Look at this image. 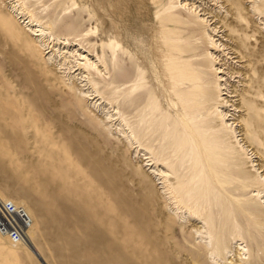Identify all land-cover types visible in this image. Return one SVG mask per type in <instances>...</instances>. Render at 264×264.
<instances>
[{
    "label": "rangeland",
    "instance_id": "374dc122",
    "mask_svg": "<svg viewBox=\"0 0 264 264\" xmlns=\"http://www.w3.org/2000/svg\"><path fill=\"white\" fill-rule=\"evenodd\" d=\"M187 1L0 0V264H264V0Z\"/></svg>",
    "mask_w": 264,
    "mask_h": 264
},
{
    "label": "bare ground",
    "instance_id": "6f19581e",
    "mask_svg": "<svg viewBox=\"0 0 264 264\" xmlns=\"http://www.w3.org/2000/svg\"><path fill=\"white\" fill-rule=\"evenodd\" d=\"M128 1V0H127ZM185 1V8H187V10H189L190 12H193L194 14L197 12V9H198V7H195V4L194 3H189L187 0H184ZM216 2H217V0H215ZM232 1V0H231ZM259 0H251V3H252V7H253V10L254 11H256V13L257 12H259V10H260V7L258 6V4H260L259 2H258ZM261 1V0H260ZM227 2V1H226ZM229 2V1H228ZM227 2V3H228ZM181 5H183V3L181 4ZM103 9V8H102ZM21 10V9H20ZM19 9H17L15 6H12L11 8H10V10H9V12L8 13H4L3 15V19H2V17H1V19H2V22L4 23V25L6 26V28H8L9 29V27H13L14 28V30L17 32V33H19V34H23V33H20L21 32V29L19 28V24L20 25H23L25 28H26V31L28 32V33H30L32 36H35V37H40L41 35L38 33L39 32V30H36V29H33L32 28V20H31V18L30 19H27V18H24V16L19 12L20 11ZM248 10V9H247ZM105 11V10H104ZM231 11H233V10H231ZM189 12V13H190ZM250 12V11H249ZM252 12V11H251ZM260 13V12H259ZM191 14V13H190ZM231 14V13H230ZM250 14V13H249ZM11 16L12 17V19H9V17ZM232 16L234 17V16H236V15H233L232 14ZM251 16V15H250ZM262 16V15H261ZM260 17V16H259ZM232 18V17H231ZM0 19V20H1ZM259 19V18H258ZM203 21H205L206 23L208 22V20L206 21L205 19H203ZM234 22V21H233ZM232 22V23H233ZM32 23V24H31ZM263 23H264V21H263ZM1 25L3 26V24L1 23ZM7 26H9V27H7ZM21 27V26H20ZM11 30H13V29H11ZM13 30V31H14ZM214 32H217V30H216V28H213L212 29ZM255 30V29H254ZM260 30V29H259ZM22 32H24L23 30H22ZM257 32V31H256ZM260 32H262L261 30H260ZM260 32H258V33H260ZM15 33V32H14ZM24 35V34H23ZM22 35V36H23ZM25 36V35H24ZM24 36H23V38H24ZM26 36H28V35H26ZM211 38V37H210ZM260 38V37H259ZM263 39V38H262ZM23 40V39H22ZM26 40H29V39H27L26 38ZM31 40V39H30ZM29 40V41H30ZM28 41V42H29ZM34 43V42H33ZM211 44L212 45H214L216 48H220V47H222L223 45L221 44V43H219V40H217L216 42H214L213 41V39H212V42H211ZM260 44H262V42H260ZM32 45V44H31ZM263 47V46H262ZM116 48V47H115ZM76 51V50H75ZM77 52V51H76ZM114 52V51H113ZM223 52H225V51H223ZM222 52V53H223ZM237 53V52H236ZM73 54H74V52H73ZM114 54V53H113ZM235 54V53H234ZM233 54H231V56H232ZM81 56V55H80ZM212 56V59H213V61L214 62H216L217 64H221L220 62L221 61H223V59H221V55H211ZM226 56V59L228 60V61H231V60H233V59H235V58H232L231 56H230V52L229 53H227V55H225ZM86 57V56H85ZM229 57V58H228ZM237 58V57H236ZM227 61V62H228ZM232 64V63H231ZM80 65V64H79ZM224 65H226L225 63L223 64H221L220 65V67H218V68H216V70H215V73L217 74V76L219 75V74H226V72H224V69L222 68ZM89 66H91V67H88V69H87V67H84V68H86L87 70H88V72H90V74H89V76L92 74V75H96L97 77H98V75H100V76H102V72H101V70L99 69V67H98V65L97 64H95V62H92ZM234 70V69H233ZM180 71V70H179ZM181 72V71H180ZM184 73V72H183ZM88 74V73H87ZM189 75V74H188ZM227 75H228V73H227ZM184 77H186V76H184ZM191 76H189V78H190ZM187 78V80H188V77H186ZM196 78V77H195ZM190 80V79H189ZM195 80H199L198 78L197 79H195ZM219 82L220 83H222V82H226V84H218V86H219V89L217 88V87H215V89H218V91H219V93L221 92V91H229V89L227 88V82L229 81L227 78H224V76H221V77H219ZM230 82V81H229ZM228 82V83H229ZM193 83V82H192ZM198 83V82H197ZM182 87H184V86H182ZM229 87V86H228ZM92 88V87H91ZM197 89L196 90H194V92L192 93V96H193V100H202V98H203V95L205 94V93H203L202 92V89H201V86H198V87H196ZM184 89V88H183ZM82 93H81V95H85L86 97H88V96H90V97H92V96H96L95 95V93L93 92V91H89L88 89L87 90H82L81 91ZM229 93V92H228ZM215 95H217L216 93H214L213 92V96H215ZM220 97V96H219ZM216 98V97H215ZM214 98V99H215ZM210 102V101H209ZM97 103H98V101L97 102H95L94 103V105H95V107H99L98 105H97ZM223 103H225V104H228L229 103V100H227L226 98H224L223 99ZM193 104V103H192ZM195 104V103H194ZM198 104V103H197ZM206 104V103H205ZM204 104V105H205ZM207 104H209L208 102H207ZM191 106V105H190ZM189 106V107H190ZM203 106V105H202ZM231 107L232 106H234V105H230ZM194 107V106H193ZM200 108V107H199ZM237 108V107H236ZM201 109V108H200ZM103 111H105V118L104 119H106V120H109L108 119V116L110 115V113H109V111H108V109H107V107H103ZM182 111H183V108H182ZM185 112V111H184ZM229 113V112H228ZM228 113H225L224 114V112H222V114L220 115L221 116V118H223V119H221V121H222V123H223V121H225L226 119H225V117H227L228 116ZM113 117V115H111L110 116V119ZM225 125V124H224ZM121 127V126H120ZM119 126H118V131L119 132H121V130L119 129L120 128ZM235 127V125H234V123H231V124H229V129H230V131L231 130H233V128ZM220 135H221V133L220 132H218L217 133V137H218V139L219 138H221L220 137ZM215 137V136H214ZM211 138V137H210ZM213 141V140H212ZM215 147V146H214ZM146 155V154H145ZM146 157V156H145ZM151 159V158H150ZM152 161H153V159L152 160H148V163H152ZM263 176H261V178H262ZM264 204V203H263ZM264 208V207H263ZM205 233H203V238L202 239H205V240H208V241H210L209 242V244H211V242L214 240V233L211 231V230H209L208 231V229H207V227H206V225H205ZM200 233L201 232H199V235H200ZM202 241V240H201ZM208 243V242H207ZM206 243V244H207ZM240 246V245H239ZM4 247V246H3ZM209 247H210V245H209ZM7 248V247H6ZM243 249H246V248H244L243 247ZM241 250V251H243V253H242V255H246L245 253H244V250ZM240 250V249H239ZM241 253V252H240ZM4 254V253H3ZM1 255H2V253H1ZM4 256V255H3ZM2 256V257H3ZM246 257V256H245ZM3 259H4V257H3ZM11 259V258H10ZM5 260V259H4ZM213 260H216L215 259V257H213ZM1 262H2V260H1ZM48 262V261H47ZM4 263V262H3ZM8 263V261L6 262V264ZM40 263V262H39ZM5 264V263H4Z\"/></svg>",
    "mask_w": 264,
    "mask_h": 264
},
{
    "label": "built area",
    "instance_id": "2783aa9c",
    "mask_svg": "<svg viewBox=\"0 0 264 264\" xmlns=\"http://www.w3.org/2000/svg\"><path fill=\"white\" fill-rule=\"evenodd\" d=\"M32 224V217L25 207L10 200L0 201V235L12 244L25 243Z\"/></svg>",
    "mask_w": 264,
    "mask_h": 264
},
{
    "label": "water",
    "instance_id": "95a60500",
    "mask_svg": "<svg viewBox=\"0 0 264 264\" xmlns=\"http://www.w3.org/2000/svg\"><path fill=\"white\" fill-rule=\"evenodd\" d=\"M30 250L41 264H47L33 246L30 247Z\"/></svg>",
    "mask_w": 264,
    "mask_h": 264
}]
</instances>
